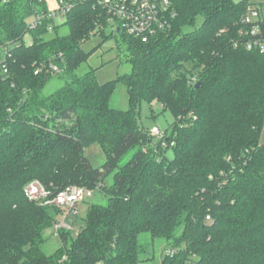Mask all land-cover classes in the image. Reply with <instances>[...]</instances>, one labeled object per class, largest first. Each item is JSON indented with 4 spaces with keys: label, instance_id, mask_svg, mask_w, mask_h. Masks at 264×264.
I'll return each mask as SVG.
<instances>
[{
    "label": "trees",
    "instance_id": "trees-1",
    "mask_svg": "<svg viewBox=\"0 0 264 264\" xmlns=\"http://www.w3.org/2000/svg\"><path fill=\"white\" fill-rule=\"evenodd\" d=\"M48 1L0 4V46L11 50L8 72L0 68V264H140L144 233L169 245L159 264H264V52L246 49L239 35L256 4L172 0L171 29L142 43L106 34L98 0H53L71 8L45 40L52 20L32 30L28 22L54 7ZM92 36H116L130 72L102 84L94 69L78 76ZM54 76L64 85L42 95ZM119 83L126 110L109 106ZM143 101L173 117L160 142L138 124ZM93 144L106 156L97 168L84 156ZM32 180L54 193L99 189L108 203L91 204L78 233L60 232V247L46 255L44 234L61 211L27 200Z\"/></svg>",
    "mask_w": 264,
    "mask_h": 264
},
{
    "label": "built area",
    "instance_id": "built-area-1",
    "mask_svg": "<svg viewBox=\"0 0 264 264\" xmlns=\"http://www.w3.org/2000/svg\"><path fill=\"white\" fill-rule=\"evenodd\" d=\"M8 1L0 0V4ZM53 3L54 7L48 12L30 18L29 30L39 27L44 19L52 20V23L47 26L49 32L53 31L54 26L63 23L71 5L64 1ZM97 3L104 9L108 25H111L113 30L118 29V31L134 36L142 43H147L151 38L171 29L176 18L172 0H98ZM239 21V35L243 39V46L248 50L264 52V4L247 6ZM10 53V47L0 46V68L4 73L8 72L5 60L9 58ZM49 68L52 73L59 71V67L53 63ZM38 73L40 70L37 69L35 74ZM151 134L158 136L159 139L162 138L157 128H153ZM93 192V190L82 187L68 186L54 193L38 180L28 182L23 188V194L27 200L42 206H53L65 214H75L77 204L90 198ZM68 229L69 227L64 222H57L53 227V231L57 234L60 230ZM167 253L170 254L172 251Z\"/></svg>",
    "mask_w": 264,
    "mask_h": 264
},
{
    "label": "rangeland",
    "instance_id": "rangeland-1",
    "mask_svg": "<svg viewBox=\"0 0 264 264\" xmlns=\"http://www.w3.org/2000/svg\"><path fill=\"white\" fill-rule=\"evenodd\" d=\"M235 2L241 0H234ZM50 5H54V3L49 0ZM251 4H264V0H249ZM200 23V19H198V23ZM113 29L108 26L105 29V33L109 34ZM68 32L67 26L63 25L59 28L58 35H65ZM54 37L52 32L45 35L44 39L48 40ZM100 36H92L91 39L81 45L82 49L86 52L91 51L95 48L94 52L89 57L88 61L81 64L77 70L76 74L78 76H82L86 74L90 69H94L95 77L99 83H105L107 81L115 80L117 76L129 73L131 67L128 63L125 62L124 55H121L117 52L116 43L117 37L112 36L108 40L102 42ZM23 41L28 44L31 42L30 35H25ZM65 81L62 77L54 76L50 79V81L46 84L44 89L42 90V95L48 96L53 93L55 90L59 89L64 85ZM109 106L114 109L126 110L128 109V94L126 86L122 83H119L109 102ZM173 123V117L169 111H163L162 107L155 103L149 102H141L140 104V115L138 119V124L140 127L144 128L147 131H151L153 128H157L161 137L164 139L166 135L169 133V129L171 128ZM161 139V140H163ZM158 136L153 137V143L157 141H161ZM168 145L162 141L161 143V153L168 159H172L173 151L171 148H168ZM84 156L89 160L90 164L93 167H100L106 160L105 153L103 149L98 144L90 145L89 147L84 149ZM130 154L122 160V163L126 162ZM113 175H110L106 181L105 185L109 186L112 183ZM41 183V182H40ZM105 191H101L99 189L94 190L92 196L84 201H81L76 206V213L65 214L60 212L56 213L54 216L56 217L57 222H64L65 225L69 227V233L71 232V236L74 237L78 231L84 226V219L86 218V214L88 212V208L91 204L96 205H107L108 198L105 195ZM50 207V206H49ZM53 207V206H51ZM71 229V230H70ZM59 233H55L53 229L51 231L46 232L44 234V243L42 244V250L46 255L53 254L61 245ZM138 242L142 245L144 249V253L139 258L142 259L140 264H159L161 258L163 257L165 251L169 248V245L166 241L162 239L152 240L148 234H140L138 236Z\"/></svg>",
    "mask_w": 264,
    "mask_h": 264
},
{
    "label": "crops",
    "instance_id": "crops-1",
    "mask_svg": "<svg viewBox=\"0 0 264 264\" xmlns=\"http://www.w3.org/2000/svg\"><path fill=\"white\" fill-rule=\"evenodd\" d=\"M261 140L264 141V127H263L262 134H261Z\"/></svg>",
    "mask_w": 264,
    "mask_h": 264
},
{
    "label": "water",
    "instance_id": "water-1",
    "mask_svg": "<svg viewBox=\"0 0 264 264\" xmlns=\"http://www.w3.org/2000/svg\"><path fill=\"white\" fill-rule=\"evenodd\" d=\"M117 31H118V29H117ZM198 86V84H196V87Z\"/></svg>",
    "mask_w": 264,
    "mask_h": 264
}]
</instances>
